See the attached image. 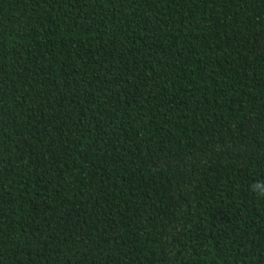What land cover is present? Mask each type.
<instances>
[{
  "label": "trees",
  "instance_id": "1",
  "mask_svg": "<svg viewBox=\"0 0 264 264\" xmlns=\"http://www.w3.org/2000/svg\"><path fill=\"white\" fill-rule=\"evenodd\" d=\"M0 264H264V0H0Z\"/></svg>",
  "mask_w": 264,
  "mask_h": 264
}]
</instances>
